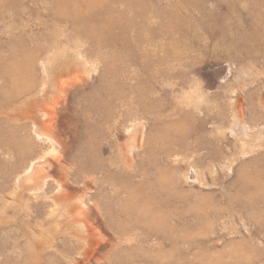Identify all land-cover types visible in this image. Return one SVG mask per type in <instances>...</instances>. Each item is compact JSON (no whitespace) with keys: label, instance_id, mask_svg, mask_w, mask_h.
I'll return each mask as SVG.
<instances>
[{"label":"rangeland","instance_id":"374dc122","mask_svg":"<svg viewBox=\"0 0 264 264\" xmlns=\"http://www.w3.org/2000/svg\"><path fill=\"white\" fill-rule=\"evenodd\" d=\"M0 264H264V0H0Z\"/></svg>","mask_w":264,"mask_h":264}]
</instances>
